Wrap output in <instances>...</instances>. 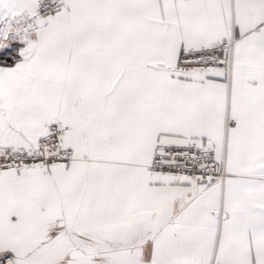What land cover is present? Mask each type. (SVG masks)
<instances>
[{
  "label": "snow or ice",
  "instance_id": "1",
  "mask_svg": "<svg viewBox=\"0 0 264 264\" xmlns=\"http://www.w3.org/2000/svg\"><path fill=\"white\" fill-rule=\"evenodd\" d=\"M0 264H264V0H0Z\"/></svg>",
  "mask_w": 264,
  "mask_h": 264
}]
</instances>
